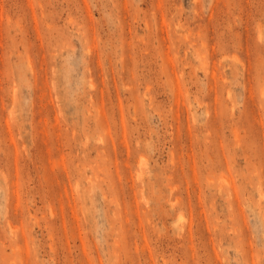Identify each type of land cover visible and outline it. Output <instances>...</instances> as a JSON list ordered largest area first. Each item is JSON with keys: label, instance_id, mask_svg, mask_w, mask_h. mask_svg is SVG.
<instances>
[{"label": "rangeland", "instance_id": "374dc122", "mask_svg": "<svg viewBox=\"0 0 264 264\" xmlns=\"http://www.w3.org/2000/svg\"><path fill=\"white\" fill-rule=\"evenodd\" d=\"M261 191L264 0H0V264H264Z\"/></svg>", "mask_w": 264, "mask_h": 264}, {"label": "bare ground", "instance_id": "6f19581e", "mask_svg": "<svg viewBox=\"0 0 264 264\" xmlns=\"http://www.w3.org/2000/svg\"><path fill=\"white\" fill-rule=\"evenodd\" d=\"M260 190V189H259ZM259 192V191H258ZM262 192V191H261ZM260 194H263L264 195V193L262 192V193H260ZM261 197H263V196H261Z\"/></svg>", "mask_w": 264, "mask_h": 264}]
</instances>
